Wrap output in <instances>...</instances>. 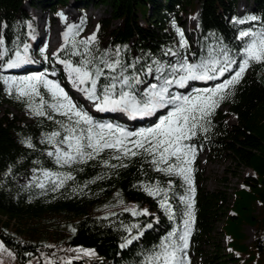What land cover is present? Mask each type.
Listing matches in <instances>:
<instances>
[{
  "label": "trees",
  "instance_id": "1",
  "mask_svg": "<svg viewBox=\"0 0 264 264\" xmlns=\"http://www.w3.org/2000/svg\"><path fill=\"white\" fill-rule=\"evenodd\" d=\"M70 1L0 0V39L4 41L3 47L9 49L8 55H14L28 41L26 26L31 17L26 4L56 14ZM75 1L80 6L105 8L109 17L101 20L100 39L90 47L99 49V53L107 52L111 59L117 58L119 49L118 58L123 65H134L126 75L143 69L137 91L144 90L145 75H151L153 83H158L154 78L156 73L147 71L148 66L155 68L153 61L168 66L179 58H190L197 63L218 58L227 51L239 62L243 49V42L238 38L240 31H264V0ZM241 3L246 6L244 11H240ZM198 11V27L189 28L194 37L191 45L178 47L176 28H181L184 15L194 17ZM251 16L257 20H247ZM240 19L247 22L236 23ZM114 22L119 23L115 28ZM75 40H83L81 29ZM71 47L70 37L65 50L59 54L61 59L80 58L68 54ZM170 49L179 56H172ZM104 71L109 77L116 74ZM106 83L108 80L101 77L100 84ZM232 92L211 117L210 130L199 133L192 141L197 146L195 162L207 152L215 160L228 157L238 167L253 170L255 175L242 176V188H234L232 195L227 189L203 187L205 177L198 174L195 163L192 172L195 223L190 251L200 256L203 264H264V64H252ZM223 107H227L226 113ZM226 117H235L237 122L230 125L225 122ZM55 130L58 125L53 120L32 114L25 103L0 88V215L19 222V226H11L0 218V243L13 254L14 264L34 261L38 264L48 261L146 264L170 232L183 230V219L177 216L169 220L160 207V197L149 195L145 190L157 182L166 188L169 179L180 185V180L154 171L150 158L129 156L116 160L111 158L110 150L85 163L60 166L54 157L47 155L54 149L52 145L42 142L46 134ZM27 141L33 147H28ZM44 171L59 173L61 178L68 173L73 179H65L63 186L56 190L50 180L44 188L38 186V180L29 185L21 183L23 178L39 176ZM229 174L239 176L240 173L231 170ZM116 191L121 193L124 206L100 211L97 206ZM185 194H189L187 186H177L168 192L174 207L181 209L184 206L178 196ZM230 197H234L232 213L226 215ZM90 207H94L93 213L64 224L52 223L44 216L55 212L79 215ZM133 209L137 215L132 214ZM144 210L148 214H141ZM36 218L44 219L48 227L39 228ZM223 221L221 232L227 236L228 253L214 236L217 224ZM244 226L254 229L252 243H247L249 238ZM208 247H213V251L208 252ZM85 252L92 254L85 255Z\"/></svg>",
  "mask_w": 264,
  "mask_h": 264
},
{
  "label": "snow or ice",
  "instance_id": "2",
  "mask_svg": "<svg viewBox=\"0 0 264 264\" xmlns=\"http://www.w3.org/2000/svg\"><path fill=\"white\" fill-rule=\"evenodd\" d=\"M60 15L64 18L62 13ZM247 20L256 21L257 17L251 16ZM247 20L240 19L236 23L243 24ZM78 27L69 25L64 37L69 41V34H72V47L67 51L70 56L80 58L72 61L59 58V52L54 54V59L67 70L73 86L101 112L119 111L135 118L154 115L158 110L167 109L166 114L159 117L158 123L153 127L128 131L111 123H98L83 106L74 101L58 81L49 79L42 73L21 77L0 76V83L9 96L25 103L32 114L46 117L58 125V130L46 134L45 141H42L51 144L55 149L47 155L54 157L58 165L85 163L96 159L105 150H110L113 153L111 158L116 160L129 156L150 158L149 162L154 171L180 180V185L169 179L166 188L157 182L155 186L145 189L149 195L160 197V207L169 220H174L177 216L183 219V230L170 232L146 264H191L187 250L195 223L192 165L197 155V146L192 141L199 133L210 130L211 117L220 104L233 94L232 89L243 79L248 68L254 63L264 64V31H240L238 38L243 42V49L239 63L227 51L218 58L200 60L197 63L189 62L186 58H179L168 66L153 61L155 68L148 66L147 71L156 73L154 78L158 83H152L147 89L137 91L136 85L141 83L139 73L143 69L126 75L128 68H134V65H123L118 58L119 49L116 50V59H111L107 52L93 50L90 46L96 41V33L76 41L78 32H74V28ZM176 31L179 35V47L187 48L183 32L179 28ZM3 45L4 41L0 39V47ZM8 52L7 48L0 51V61H3L0 69L17 68L33 62L28 55L27 44L22 51L16 50L12 56ZM169 53L179 56L178 52L171 49ZM101 65L104 67L101 68ZM233 65H236L235 71ZM104 69L116 74L106 76ZM228 72L232 75L213 87H192L185 93L173 90L189 88L190 81L217 80ZM101 77L107 79L108 83L100 84ZM56 116L63 119L57 120ZM26 143L28 147H33L30 141ZM43 176L52 182L53 190L62 187L65 179H73L71 174H63L61 178V174L51 171H44ZM38 186L44 188V182L39 181ZM177 186H187L189 193L178 196L183 209L174 207L171 203L172 197L168 195L169 190ZM132 214L138 213L133 209ZM141 214H148L147 210ZM127 243H131V240ZM0 250L8 252L3 243H0ZM90 254L92 253L85 252V255ZM8 255L11 257L13 254L8 252ZM47 264L54 262L48 261Z\"/></svg>",
  "mask_w": 264,
  "mask_h": 264
},
{
  "label": "rangeland",
  "instance_id": "3",
  "mask_svg": "<svg viewBox=\"0 0 264 264\" xmlns=\"http://www.w3.org/2000/svg\"><path fill=\"white\" fill-rule=\"evenodd\" d=\"M74 0H71L68 5L66 6V9L64 10H60L58 11L56 14H52L50 12H45V16L44 18L39 17V15H41L42 11L37 8V9H33L30 6H28L27 4L25 5L27 12L29 14V16L31 17V19L27 22V26H26V30H27V38L28 41L26 42V44L28 45V49L29 47L31 48V58L32 60L36 61V63L38 65H42V67H40L38 69V71L36 72H32L29 73V70H26L25 72H16L13 73L12 71L16 70V68H12V69H0V76H9V77H21V76H28V75H35V74H45L47 75V77L49 79L58 81L61 86L65 89V91L74 99V101L79 105V102L84 101V105L86 106L87 103L88 104H92V102H90L89 100L85 99L83 95H80L77 90H73L72 87L70 85H73L72 82L69 80L68 78V74H67V70L64 68V65L61 63H58L56 59H54V54H57L60 51V49L62 48H66L67 44L69 41H66L65 38L61 39V44H59V46H52L50 49V44L48 43V40H45L47 43L41 46L39 45H34L37 44L39 42H36V37L39 36L38 33H41L42 36H45L46 33L45 30H42L44 28V25H46L49 21H51V23L55 22L56 23V27L54 28L53 25L51 24L50 27L48 28V30L50 29L51 31H48V35L45 38H50L53 35L56 36H61L62 34H58L57 32V20H59L58 17H60V20H62L63 18L61 17V13L63 14L64 18L69 19V17H73V19H75V24L76 26H79L78 28L81 29L82 33H83V39H86L87 37L91 36L93 33H96V41L97 42L100 38H99V33L101 31V20L108 18L109 16L107 15V11L105 10L104 7L101 8H97L94 7L93 5H87V6H80L81 4L78 2H75ZM240 11H244L246 6L241 3L240 4ZM68 13V14H67ZM36 17L39 19V21H41V24H37L38 20L36 19ZM199 11L197 12V14L194 17H189L187 15L183 16V21H182V26L181 28H179L185 37V40L187 42V45L190 46L192 40L194 39L193 34L191 33V30L189 29L190 27H198V23H199ZM32 20V21H31ZM41 25H43V27H41ZM113 27H117L119 25L118 22H114ZM97 26H99V30L97 31ZM32 29H33V33H32ZM76 30V31H75ZM42 31V32H41ZM47 31V30H46ZM74 32H77V29L74 28ZM62 33V32H61ZM40 35V36H41ZM72 34H69V37ZM35 37V38H34ZM178 40H179V35H178ZM49 46V49L51 51L48 52L45 51V48ZM41 51H39V49H41ZM178 47H179V43H178ZM4 47H0V51H3ZM23 50V49H22ZM173 56V55H172ZM45 57H47V59H45ZM60 58V56H59ZM189 62L195 63L193 61L190 60V58H186ZM239 63V62H237ZM0 64H3V61H0ZM23 66H29V64H25V65H21L20 67L17 68H21ZM233 71H235L236 69V65H233ZM249 70V68H248ZM247 70V71H248ZM246 71V72H247ZM53 72H55V75H53ZM19 73V74H18ZM232 75L231 72L225 73L224 77H221L219 79V81H216V83H214L212 85L215 86L218 83L223 82V80L229 78ZM144 83H143V87L144 90L147 89V87L153 83L152 79L153 77H151V75H145L144 76ZM205 87H210V86H205ZM205 87H200V88H205ZM0 88L3 89V84L0 83ZM177 89V92H181V93H185L183 91V89ZM80 100V101H79ZM92 109L90 108V110H86L89 112V114L93 117V111H91ZM223 112L226 113L227 112V108L224 107ZM167 112V109L166 111ZM92 113V114H91ZM95 114V113H94ZM28 117H31L29 113L26 114ZM160 117V116H159ZM158 117V119H159ZM94 118V117H93ZM127 118H129V115H127ZM94 121H96L94 119ZM225 122L233 125L235 124L237 121L235 119V117H226L225 118ZM158 123V122H156ZM155 123V124H156ZM152 124V123H149ZM155 124L152 125H148L147 127H140L139 130L141 129H145V128H149V127H153ZM139 126H143L142 124H138ZM134 127H136L137 125H133ZM51 151H55V149H52ZM197 165V169H198V174L203 175V177H205V182L203 183L204 186L207 189H213V188H222L227 189L229 194H231V190L234 188H238L240 189L242 186V176L245 177L246 174L248 173V170H245V168H241L238 167V165L233 162L231 159L227 158H223L221 160H215L213 159L212 156H210L207 152H203L200 156L197 162L194 161L192 168L194 167V165ZM231 170H235L237 172H239L240 174H238L239 176H234L229 174V172ZM229 171V172H228ZM243 173V174H242ZM224 179H227L228 182H224ZM43 181L44 184L49 181L48 179H45L43 176V172L37 176V175H31L29 178H23L21 180L22 184L25 185H29L30 183H32V181ZM233 198L230 197L229 203H228V207L232 204ZM125 204L123 197L121 196V193L119 191L114 192V194L109 197V199L102 201L97 208L100 211H105L109 208H115V207H123ZM95 211L94 207H90L88 210H86L85 212L80 213L79 215L69 212L68 214L65 213H50L45 216V219L48 218V220L52 221V223H61L64 224L68 221L71 220H75L78 217L82 218L83 216H85L86 213L90 212L93 213ZM229 211V210H228ZM227 211V213H228ZM230 213H228L229 215ZM4 216V215H1ZM1 218V217H0ZM3 221L5 222H10L8 220V218L3 217L1 218ZM45 220L44 219H40V218H36L35 219V223L39 224V228H42L43 226H47L45 225ZM222 222H219L217 224V232L218 233V229L220 228ZM53 227V226H51ZM244 233L247 235V237L249 238L247 243H252L253 239H254V229L250 226H244ZM215 233V234H216ZM215 236V235H214ZM223 236V235H222ZM221 240L222 237L220 238V236H215V241ZM221 245L224 246V242L223 240L221 241ZM208 252H212L213 251V247H208L207 248ZM9 252V251H8ZM8 252H5L3 250H0V261H3V264H14L13 261L16 263V261L14 260L13 255L10 257L8 255ZM187 255H188V259L190 260L191 264H203L204 260L200 257V256H196L193 252L190 251V245L189 248L187 250ZM31 264H38L37 262H32Z\"/></svg>",
  "mask_w": 264,
  "mask_h": 264
},
{
  "label": "bare ground",
  "instance_id": "4",
  "mask_svg": "<svg viewBox=\"0 0 264 264\" xmlns=\"http://www.w3.org/2000/svg\"><path fill=\"white\" fill-rule=\"evenodd\" d=\"M75 1V0H74ZM75 2H77V1H75ZM74 2V3H75ZM68 14V13H67ZM44 16H45V12L43 11L42 13H41V15H39V17H41V18H44ZM59 18V20H57V32H58V34H62L61 32H62V30H63V26H62V23H61V20H60V17H58ZM36 19L38 20V22H37V24H41V21H39V19L36 17ZM32 21V20H31ZM53 25V27L55 28L56 27V23L55 22H53V23H51V21H49L46 25H44V28L42 29V30H45V32L44 33H46V35L45 36H42L41 35V33H38V35L39 36H37L36 37V42H39V43H37V44H34V45H39V46H41V45H43L44 46V44H46L47 42L45 41V40H48V43L50 44V49H51V47L53 46H59V44H61V39L63 38V35H62V37L60 36H56V35H53L52 37H50V38H45L47 35H48V31H51L50 29L48 30V28L50 27V25ZM75 24V19H73V17H69V19H68V22H67V25H66V28L68 29V27H69V25H74ZM41 27H43V25H41ZM47 30V31H46ZM42 32V31H41ZM32 33H33V29H32ZM41 35V36H40ZM35 38V37H34ZM42 48L43 47H41V49H39V51H41L42 50ZM22 49H23V47L21 48V51H22ZM48 49H49V46H47L46 48H45V51L46 52H48ZM49 49V51H51ZM41 52H43V51H41ZM31 48L29 47V49H28V55H29V57H30V59L32 60V58H31ZM33 62L32 63H28L29 64V66H23V67H21V68H16V70H14V71H12L13 73H16V72H18V71H22V72H25L26 70H29L30 72L29 73H32V72H36V71H38V69L40 68V67H42V65L40 66V65H38L37 63H36V61H34V60H32ZM40 66V67H39ZM216 81H219V79H217V80H212V81H207V82H203V81H190L189 82V88H185V89H183V91L184 92H188V91H190V88H192V87H205V86H210V87H212V85L214 84V83H216ZM71 87H72V89L73 90H76V88L73 86V85H70ZM174 91H177V89H173ZM80 95H83V93L82 92H79V91H77ZM84 96V95H83ZM80 101V100H79ZM80 104L85 108V110H90V108L92 109L91 111H93V114L94 113H97V114H99V116H105V117H107V116H114V115H116V116H118L120 119H122V120H124L125 121V123L126 124H128V125H137V126H139L138 124H142L143 126H146L148 123H152V124H155L156 122H158V116L160 115V114H163V113H165V111H166V109H161V110H158V112L156 113V114H154V116L151 118V117H147V118H145V119H143V120H141V121H131V120H129V119H127V114L126 113H123V112H119V111H97L96 110V108H95V105L94 104H88L87 103V105L85 106L84 105V101H83V103H82V101L80 102ZM92 114V113H91ZM254 171L253 170H248V173L246 174V176L245 177H247V176H254ZM243 180V179H242ZM242 184V183H241ZM241 188H242V186H241ZM234 189H232L231 191V194L233 195V191ZM233 200H234V197H233ZM233 202V201H232ZM231 206L232 205H230L229 207L227 206V211H228V213H230L231 214V211H230V209H231ZM227 211H226V215H228V213H227ZM229 214V215H230ZM0 217L1 218H3V217H6V218H8V220L10 221V224H11V226H19V222L17 221V219H12V220H10V218L8 217V216H1L0 215ZM223 223H224V221L221 223V226H220V228L218 229V233H216V234H214L215 236H220V238L222 237V239L221 240H218L217 239V241H219L220 242V245H221V241L223 240V242H224V246L223 245H221L222 246V248L226 251V253H228L227 252V243H226V237H225V235L221 232V229H222V226H223ZM223 235V236H222Z\"/></svg>",
  "mask_w": 264,
  "mask_h": 264
}]
</instances>
